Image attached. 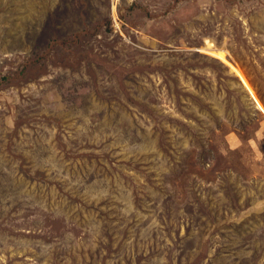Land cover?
Instances as JSON below:
<instances>
[{
    "label": "rangeland",
    "instance_id": "1",
    "mask_svg": "<svg viewBox=\"0 0 264 264\" xmlns=\"http://www.w3.org/2000/svg\"><path fill=\"white\" fill-rule=\"evenodd\" d=\"M0 264H264V0H0Z\"/></svg>",
    "mask_w": 264,
    "mask_h": 264
},
{
    "label": "bare ground",
    "instance_id": "2",
    "mask_svg": "<svg viewBox=\"0 0 264 264\" xmlns=\"http://www.w3.org/2000/svg\"><path fill=\"white\" fill-rule=\"evenodd\" d=\"M225 224V223H224ZM221 225V224H220Z\"/></svg>",
    "mask_w": 264,
    "mask_h": 264
}]
</instances>
